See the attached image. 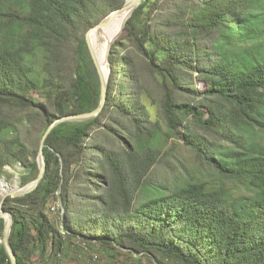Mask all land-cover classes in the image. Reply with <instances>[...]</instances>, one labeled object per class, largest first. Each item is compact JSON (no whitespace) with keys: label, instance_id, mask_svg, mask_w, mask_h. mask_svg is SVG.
<instances>
[{"label":"trees","instance_id":"obj_1","mask_svg":"<svg viewBox=\"0 0 264 264\" xmlns=\"http://www.w3.org/2000/svg\"><path fill=\"white\" fill-rule=\"evenodd\" d=\"M124 1L0 0V178L98 106L85 35ZM108 61L3 202L16 264H264V0H141Z\"/></svg>","mask_w":264,"mask_h":264},{"label":"water","instance_id":"obj_2","mask_svg":"<svg viewBox=\"0 0 264 264\" xmlns=\"http://www.w3.org/2000/svg\"><path fill=\"white\" fill-rule=\"evenodd\" d=\"M140 1L141 0H134L133 1V4H132V7H131L129 14L127 15L126 19L124 20V22L121 25L117 34L111 39L110 43L107 46V49H106L107 71H106V73H103V71L101 70V67H100V65L96 59L95 53H94L93 48L91 46V43L89 41V32H91L92 30L103 29L104 26H106L117 13H119V12H121L127 8V6H128L127 1L125 0L122 7L115 9L112 12H110L99 23H97L95 26H93L92 28H90L86 32V35H85L86 42H87L92 60H93L95 67L97 69L99 79H100V85H101L100 101H99L98 106L95 109L87 111V112L77 113V114H65L62 116H58L47 126L46 130L44 131V133L41 137L40 144H39L38 155H37L38 174L34 179L30 180L26 184L21 185L19 179L17 181L10 183L9 181L5 180L4 177L0 178V218L3 219L2 244L4 246L5 252L7 253V255L10 259L11 264H16L15 253L13 252L11 245H10V242H9V235H10L11 225H12V217H11V214L9 212H7L6 210L3 209V202H4L5 198L8 196H11V197L22 196L26 193L31 192L32 190H34L38 186V184H39L40 180L42 179V177L44 176L45 170H46V161H45V156L43 153V147L45 145V139L48 136V134L58 124H60L61 122H65V121H87V120H90V119H92L98 115V113L100 112V110L102 109V107L104 105L105 98H106L107 83H108L109 74H110V66H109V61H108V55H109L110 47H111L112 43L115 41V39L121 34L123 27H124V24H125V21L131 15V13L134 11V9L139 5Z\"/></svg>","mask_w":264,"mask_h":264},{"label":"bare ground","instance_id":"obj_3","mask_svg":"<svg viewBox=\"0 0 264 264\" xmlns=\"http://www.w3.org/2000/svg\"><path fill=\"white\" fill-rule=\"evenodd\" d=\"M128 6L125 10L117 13L111 21L104 26L101 30H92L89 34V39L93 51L95 53L96 59L101 67L103 73L107 71V63H106V49L111 39L117 34L127 15L129 14L133 1L134 0H126ZM102 37V39L100 38ZM80 239V238H79Z\"/></svg>","mask_w":264,"mask_h":264},{"label":"rangeland","instance_id":"obj_4","mask_svg":"<svg viewBox=\"0 0 264 264\" xmlns=\"http://www.w3.org/2000/svg\"><path fill=\"white\" fill-rule=\"evenodd\" d=\"M100 38L102 39L101 36H100ZM18 179H19L18 175H15L14 177H12V179L9 182L12 183L14 181H17ZM56 205H57V212H58L59 208H60L58 203H52L51 202V203L48 204V207L46 209L48 214H49V216H51L53 218L57 216V213L52 212L50 210V207H55ZM84 251H83V255H84V258L86 259L85 261L87 262V264H102V262H103V258H102L103 254L101 253V250L94 248L93 250H87V251L84 250ZM92 253H96L98 255V259L97 260H92L91 259V254ZM60 264H67L66 260L63 259ZM111 264H119V263L112 262Z\"/></svg>","mask_w":264,"mask_h":264},{"label":"built area","instance_id":"obj_5","mask_svg":"<svg viewBox=\"0 0 264 264\" xmlns=\"http://www.w3.org/2000/svg\"><path fill=\"white\" fill-rule=\"evenodd\" d=\"M50 210L54 213H57V205L55 207H50ZM83 247L86 248V246L82 243ZM93 260H96L98 255L96 253L91 254Z\"/></svg>","mask_w":264,"mask_h":264}]
</instances>
